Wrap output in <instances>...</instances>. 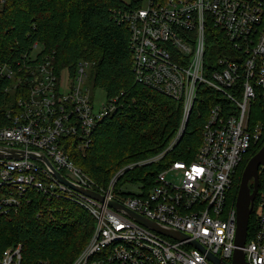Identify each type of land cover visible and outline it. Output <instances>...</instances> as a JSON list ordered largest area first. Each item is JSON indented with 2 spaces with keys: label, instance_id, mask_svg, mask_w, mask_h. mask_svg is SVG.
<instances>
[{
  "label": "built area",
  "instance_id": "1",
  "mask_svg": "<svg viewBox=\"0 0 264 264\" xmlns=\"http://www.w3.org/2000/svg\"><path fill=\"white\" fill-rule=\"evenodd\" d=\"M138 1L141 7L120 14L129 29L133 73L137 83L182 104L173 144L185 131L201 87L221 93L228 102L210 107L195 159L169 165L146 193L140 186L137 195L123 193L115 185L136 165L120 170L107 185L96 183L75 165L65 151L73 144L63 139H76L84 153L97 126L117 112L119 98L95 110L85 87L91 68L86 61L77 62L71 84L61 89L53 54L34 42L15 63L0 66V77L10 82L6 90L17 93L14 107L6 112L10 125L0 128V146L43 152L56 171L103 201L68 187L39 161L0 159V217L29 204L33 191L48 200L73 203L94 218L93 234L72 264H214L209 254L230 263L236 249V210L228 205V196L237 168L263 130L252 124L251 109L258 98L264 102V0ZM207 23L222 31L226 41L208 75ZM110 201L187 238L177 241L141 226L112 209ZM256 214L257 232L243 248L247 264H264V192L258 196ZM21 261V245L0 253V264Z\"/></svg>",
  "mask_w": 264,
  "mask_h": 264
},
{
  "label": "trees",
  "instance_id": "2",
  "mask_svg": "<svg viewBox=\"0 0 264 264\" xmlns=\"http://www.w3.org/2000/svg\"><path fill=\"white\" fill-rule=\"evenodd\" d=\"M139 7L138 0H5L0 5V66L15 63L34 42L53 54L60 79L63 73L72 78L77 62L90 63L93 88L103 90L107 100L119 98L118 110L97 126L88 150L79 151L77 140L67 137L63 140L73 146L65 151L75 165L103 186L123 168L136 165L126 170L115 185L117 189L122 181L139 185L146 193L153 187L157 174L169 165L195 159L210 107L228 102L221 93L201 87L185 131L180 141L173 144L182 121V104L137 83L133 73L129 29L120 14ZM205 34L208 75L226 41L223 32L209 23ZM9 86L10 82L0 77V128L10 125L6 112L14 107L17 98V93L6 90ZM251 113L252 124L263 127L262 137L236 170L228 196V205L232 207L245 165L264 145L261 98L256 100ZM169 146L172 149L167 151ZM163 153L155 162L138 165ZM261 192L264 167L259 170V190L248 224V241L258 229L256 204ZM29 196L31 202L23 204L17 213L0 217V253L21 245V264H72L93 234L94 218L73 203L48 200L33 191Z\"/></svg>",
  "mask_w": 264,
  "mask_h": 264
},
{
  "label": "water",
  "instance_id": "3",
  "mask_svg": "<svg viewBox=\"0 0 264 264\" xmlns=\"http://www.w3.org/2000/svg\"><path fill=\"white\" fill-rule=\"evenodd\" d=\"M23 158H29L31 160H36L43 163L51 173L62 183L67 185L68 187L76 190L80 193H83L86 196H89L97 201H103V197L93 191L81 188L79 185L72 183L63 175H61L54 168L51 161L46 157L43 152H33V151H22L18 149H10L0 146V159H12L19 160ZM260 167H264V145L260 148V150L253 155L245 165L241 179L238 187V192L235 201V210H236V237H235V246L236 249L232 256V260L230 263H226L216 256H212L209 254V259L214 264H247L243 248L245 247L247 241V233H248V224L250 220L251 213L254 207V201L257 197L259 190V170ZM109 206L133 220L134 222L144 226L160 235L165 237L183 241L187 238L186 235L181 232L174 230L172 228L163 226L161 224L152 222L132 211L126 209L119 205L114 201L109 202ZM190 245L204 252V248L197 242H191Z\"/></svg>",
  "mask_w": 264,
  "mask_h": 264
},
{
  "label": "rangeland",
  "instance_id": "4",
  "mask_svg": "<svg viewBox=\"0 0 264 264\" xmlns=\"http://www.w3.org/2000/svg\"><path fill=\"white\" fill-rule=\"evenodd\" d=\"M70 84H71V79L67 78L65 76V73H63L62 78H61V89L68 88ZM85 87L88 90V94H89V96H90V98L94 104L95 110L99 109L101 107V105L105 104V102L107 101L105 92L99 88H93L90 75L88 76V78L85 82ZM118 188L123 193H128V194H136L137 195L140 192L139 191V188H140L139 185H131V184H128V183L123 182V181L118 185Z\"/></svg>",
  "mask_w": 264,
  "mask_h": 264
}]
</instances>
